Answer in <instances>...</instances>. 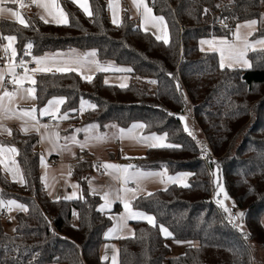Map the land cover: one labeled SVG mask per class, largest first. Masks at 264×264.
Masks as SVG:
<instances>
[{
    "label": "trees",
    "instance_id": "16d2710c",
    "mask_svg": "<svg viewBox=\"0 0 264 264\" xmlns=\"http://www.w3.org/2000/svg\"><path fill=\"white\" fill-rule=\"evenodd\" d=\"M149 1L154 12L167 21L168 45L157 41L151 31L145 32L127 10L122 21L113 24L108 0H90L91 18L77 4L60 0L69 14V25L44 23L29 16L31 26L25 28L14 19L2 18L0 31L17 37L18 58L31 57L23 52L28 42L33 44L34 55L95 48L100 61L132 69L127 72L131 81L124 88L105 84L102 71L90 83L79 72L37 74L34 86L39 110L57 96L65 100L63 113L79 109L81 99H89L97 107L84 111L85 123H95L106 131V125L128 127L142 120L145 133H167L168 143L182 146L147 148L143 155L131 158V164L144 170L164 166L170 172L189 170V187L174 183L167 191H152L153 196L139 195L132 205L152 213L157 225L173 232L174 240H196L198 244L171 256L168 242L172 238H165L158 227L145 220H136L132 222L134 236L117 239L119 264H255L251 242L257 241L264 249V47L249 52L250 68L221 70L218 54L201 51L199 41L212 35L231 36L237 23L250 19L259 20L256 34L264 37V23L260 22L264 3ZM205 8L209 9L206 15ZM136 76L141 82L134 80ZM150 79L157 81L153 91ZM177 81L186 101L176 90ZM187 103L192 105L194 120L213 158L203 159L201 146L184 131L178 117ZM3 141L17 148L25 183L8 179L0 164V200H20L27 211L16 213L14 234L5 231L0 217V264H110L101 259V247L113 217L97 211L102 198L90 191L89 178L95 171L92 156L79 157L73 166L79 198L54 199L42 178L39 135L13 129L12 136ZM215 166L235 207L244 213L247 239L214 199ZM120 210L121 204L116 203L113 211Z\"/></svg>",
    "mask_w": 264,
    "mask_h": 264
},
{
    "label": "snow or ice",
    "instance_id": "6c2138e0",
    "mask_svg": "<svg viewBox=\"0 0 264 264\" xmlns=\"http://www.w3.org/2000/svg\"><path fill=\"white\" fill-rule=\"evenodd\" d=\"M71 3L73 4H77L84 12L87 16H89L90 18L92 17L93 13L89 10V7L87 5V0H84L83 3H81V0H70ZM133 5L136 7L137 11L139 12L140 9L142 8L143 11L141 12L142 18H143V24H144V31L147 32L149 30L148 25H151V27L153 28H157L158 30L162 31L163 34L162 35H157L155 33H153V35H155V39L157 41H162L165 45L169 44V39H168V32H167V23L165 21L164 16L160 15H154L153 14V8L148 6V3L146 2V0H132ZM261 3H264V0H260ZM11 3L12 5H19L20 8H24L26 7L24 0H0V17H3V15L5 13H7L8 15H10L11 17L14 18V22H18L19 24L23 25V27L28 28L31 25L24 19L22 13L20 11L14 10L13 7H7L6 5ZM31 4L35 5L37 8L39 9H43L44 15H39V19L44 22V23H50V22H54L58 25H69V14L66 13L64 11V9L59 5L58 0H31ZM109 8L112 7L111 2L109 3ZM217 7H219V5H217ZM204 14H208L209 9L205 8L203 10ZM46 17H51V20L47 19ZM113 24H118V21L116 19L115 13H113V20H112ZM261 23H264V14H262V19L260 21ZM223 23V21H222ZM258 23L257 20L253 19V20H248L246 21L244 24H237L236 26V31L232 33L233 37L235 38L236 41H241L243 40V45L238 46L236 43L234 42H230L227 38H220L218 41L213 39V40H205L202 39L200 41V45H209L210 47H212L213 51H219L220 53V60H219V67L221 70H224L225 68H234L235 66H240V67H248L250 68L252 65L251 63L246 59L247 53L251 50V51H256V45H261L264 46V39H258L255 42H250L248 40L249 36L253 35V31L255 30V25ZM224 27L227 28V25L224 24ZM241 28H249L252 29V31H249L247 33V36L242 37L240 34V29ZM17 37L15 35H2L0 34V40H5L8 43L6 45H4L3 47V51L5 52V55H8L9 50H11V59L14 60V58L17 55L16 52V48L13 47V43L16 41ZM217 44L219 45V47H217ZM33 48V44L31 42H28L25 46L24 49V54L25 55H31V49ZM203 47L201 48V51H203ZM60 55V54H57ZM97 56V50L93 49L88 53H85L83 56H77V55H73L72 57H70L67 60H63L60 61L61 64H63V67H55V72H60V73H72V72H77L79 71L80 67L85 66L86 64H94L96 66L97 71H108V68L103 67L99 61H97L96 59H94ZM89 58H93V59H89ZM34 62L36 64V67L29 69L27 67V63H31ZM49 63V60L47 57H35L32 56L31 61L26 62L23 58L20 59L19 64H16L14 62H10L8 64V68H7V73H5L3 70H0V88H3V93L0 94V113H11V114H15L13 113V110L11 107H8L5 105V100L8 101L9 104H13L17 98L18 93H20V99H28V100H35L37 99L36 96V89L34 87H24V83L25 81H30L32 85L36 84L35 79H33V75L36 73H50L53 72V67H48L47 64ZM53 63H56L55 61H53ZM17 67H22L24 69V74L23 75H17L15 69ZM117 71H121V72H131L132 69L131 68H120V69H116ZM29 73H31L32 75H30ZM8 74L11 76V80L10 83L14 86H17L15 91H8L7 88L4 85V77L5 75ZM170 77H173V79H175V77L173 76L172 73L168 74ZM83 79L87 80V82H91L93 77L92 76H83ZM150 83H157V81L153 80L150 81ZM105 84H107V80L105 81ZM120 87L124 88L127 87L126 84H121ZM176 90L178 92H181V95L183 96L184 100H187V97L184 96L182 90H181V86L179 84V82H176ZM65 103L64 98H54L51 99L47 102V105H45L44 108L39 110V114L40 116H50L53 119H68L70 116L75 115L76 113H80L82 114L85 111V105H87L88 108L95 110L96 109V105L95 104H91L83 99H81L80 101V108L79 109H70L69 111L64 112L62 115H59V117H57V114L59 113V106L63 105ZM37 112V108L35 106H33L30 110H21L20 115L23 117H28L29 119L35 121L36 123L32 126L33 129L36 132L40 131V127H43L45 129H47L49 127V125H41L40 127H37L36 125L39 124V121L37 120V117L35 115V113ZM169 115H173L172 113H169ZM7 118H11V116H8ZM181 121H185L184 124V131L187 132L189 135H192V132L189 131L188 125L186 123V116H179L178 117ZM99 127L96 124H92V125H88L86 126L84 129H76V132H80V131H84V132H89L91 129ZM105 127H116L115 125H106ZM145 125L144 124H140V123H133L131 125L130 128H128L127 130L121 128L119 129V136L116 137L118 139H124L125 137L129 138V139H133V140H138V141H142L145 142L147 147L149 148H180L182 147L181 145H176V144H171V143H167L165 142L167 139V133L163 134V135H156L155 133L148 135V136H134L133 135V131L135 129H142L144 128ZM0 128H2L4 131L8 132L9 135H11V129H8L6 127H4L2 124H0ZM22 131H24L25 133H27L29 131L28 127H23ZM55 138L56 140H59V134L55 133ZM42 139H46L48 137H41ZM109 137L106 134H100L97 136H88L87 140H95L97 142H103L106 141ZM66 141L70 140L72 143L74 144H78L81 149H83L84 147H87V141L85 142H80L76 139L75 136L72 137H65L64 138ZM54 144V149L56 147H59L60 149H67L68 145L64 144V145H58L56 144L55 141H53ZM202 149L205 151V153L207 152V149L205 146H202ZM5 151L7 152H11V153H16L17 149L15 147H11V148H4V147H0V155H2ZM49 155H51V152L49 153ZM74 155V154H73ZM127 158V157H125ZM4 161L2 159H0V164H3ZM13 164H15V161H12ZM45 164L44 161V157L43 155L41 156V165L43 166ZM94 167H96L94 165ZM99 167L105 169V171L108 170H112L113 172H115L117 174V178L121 179L123 182V191L124 193H132V197L133 199H137L138 198V193L135 189H130L127 187V184L129 183V181H133V182H138L139 180L143 179V178H147V177H151V176H158L161 177V182H163V177L166 175L167 173V168L166 166H164V171L163 172H147V171H142L140 169H136V166L134 165H117V164H111V163H105L100 165ZM6 170L12 173L13 176V180H16L17 177H19V182L20 183H25L24 177L23 175L20 173L19 168H8L7 166H5ZM130 169H136L134 171H130ZM69 175H71V173H69ZM181 176H187L190 175L188 173H182L180 174ZM213 176H216V173L214 172L212 174ZM167 179L169 181H172L173 183H175L178 180V177H173V176H168ZM89 183L91 184V181H89ZM215 186L218 189L217 192V196H219L221 193H223V199H217L216 203L218 205H220L224 212L229 214V219L230 222H234L237 217L236 216H232L231 214V209H229L228 207L225 206L224 201L228 200V193L224 190L223 185L219 182V178L217 177L216 180H214ZM183 187L187 188L189 187V185L187 183H183L182 184ZM72 187L74 189H77L79 187V185L77 184H73ZM165 191H167V189H164ZM95 189H93V194H95ZM109 193L105 192L103 195V200L104 203H102L101 205H99V207L97 208V211L99 212H105L106 209H110L113 203V200L109 198ZM155 195V193L152 192H148L147 196H153ZM79 197H77L76 192H73L72 195L69 196H65L64 199L66 200H72V199H77ZM59 199V198H58ZM116 200H121L123 202V207L125 208L126 212H127V216H121L120 217V221L121 223L118 225V228H113V229H109L108 233L105 234L106 238H109V235L117 230H123L124 227H127V221L128 220H133V219H138V220H145L149 225H151L152 227H158L160 233L165 237V238H172L175 239L173 232L169 231V229L167 227H165L163 224H159L157 225V219L154 215H150L147 214L143 211H131L130 208V203L129 201L125 198V197H121L119 194L116 195L115 197ZM5 206H8L9 211H11V208L13 206H15L18 210H22V211H27V208L25 205L23 204H17V202L15 200H8L7 202L0 200V208H3ZM73 215L76 216L77 218H79V214L76 212H73ZM244 213L240 212L238 213V217H243ZM47 219V218H45ZM13 231H16V229H13ZM241 231L242 228H241ZM134 236V233H133ZM120 238H126V237H120ZM245 239H247V234H245ZM175 242L177 244H181V243H186L188 244L189 247H196V245L193 244V242L191 241H180V240H175ZM105 247L107 248L108 245H105ZM114 247V246H113ZM102 260H108V256L105 255L101 258ZM112 264H116V256L113 255L112 257Z\"/></svg>",
    "mask_w": 264,
    "mask_h": 264
},
{
    "label": "crops",
    "instance_id": "0c3cea01",
    "mask_svg": "<svg viewBox=\"0 0 264 264\" xmlns=\"http://www.w3.org/2000/svg\"><path fill=\"white\" fill-rule=\"evenodd\" d=\"M83 2H84V0H81V3H83ZM110 2L112 4V7L109 8V6H108V8H109V15H110L111 20H113V13H115L116 19H117L118 24H119L122 21V17H123L124 12L127 10L129 12V14L131 15V17L133 19H135L142 28H144L143 18L141 15V12L143 11V9L141 8L140 11L138 12L136 7L133 5L132 0H108V5ZM146 2L148 3L149 7L153 8L149 0H146ZM24 3L26 5V7H24V8H20L19 5H12L11 3L7 4L6 6L7 7H13L14 10L20 11L22 13L24 19L27 22H28L29 16L39 17L38 13L40 15H44L43 9H39L35 5H32L31 0L29 2L24 1ZM58 3L61 6L60 0H58ZM87 5L89 7V10L92 12L90 0H87ZM135 11L137 13L134 14ZM153 14L157 15L154 12V9H153ZM2 18L14 19L13 17L8 15L7 13H5L3 15V17H0V20ZM46 18L51 20V17H46ZM250 20H253V19H250ZM255 20H257L258 23L255 25V30L253 31V35L248 37V40L250 42H255L258 39H264V37L258 36L256 34L257 31L259 30L260 23H259L258 19H255ZM246 21H248V20H246ZM246 21H241L237 24H244ZM237 24H236V26H237ZM236 26H235L233 32L236 31ZM148 28L152 29V30L157 29V28L151 27V25H148ZM249 31H252V29L241 28L240 34L242 37H244V36H247V33ZM220 38H227L230 42H234L238 46H241V47L243 45V40L236 41L235 38L233 37V35H231V36L212 35V36L203 37L200 39V41L202 39H205V40L215 39L218 41ZM200 41H199L200 49L203 47V49H204L203 51H213L212 47H210L209 45H203V46L200 45ZM217 47H219L218 44H217ZM263 47L264 46L256 45V49H261ZM214 52H216L218 54V57L220 60L219 51H214ZM249 52L247 53L246 59L252 65V62L248 56ZM34 56L37 57L38 55H34ZM112 65H116V64H112ZM120 68H121V66L117 64V69H120ZM234 68H248V67L235 66ZM4 71L6 73L7 69L4 68ZM98 72H100V71H98ZM102 72H104V71H102ZM30 75H32V74L30 73ZM105 79L109 83H115L118 85H121V84L127 85L128 83H130L131 76L127 72H121V71H117V70H108L105 72ZM0 94H2L1 89H0ZM20 95L21 94L18 93L17 98H16L15 102L13 103V105L15 104L16 107L18 108L19 113L21 112V110H23L22 105H23V103H25V99L19 98ZM5 105L12 107V104L7 103V100H5ZM1 114L2 113H0V117H1ZM15 116L18 117L19 121L9 124V125L15 126L14 129H17V130L21 131L22 133H25L24 131H22V128L28 127L29 131L25 134L37 133L39 135L41 156L43 155L44 161H45V164L43 166L41 165L42 178H43V181L47 187L49 194L54 199H58V198L64 199L65 196L72 195L73 192H76L77 197H79L80 186L77 189H74L72 187L73 184L79 185L78 181H76L74 176H73V166L75 165V162L77 161V159L79 157H80V159L82 157H84V156H82V154L90 155V156H92L91 159H93V161L99 160V161H101L102 164L111 163V164L122 165V164H124L122 162V159H124V160H127L126 165H129V164H131V161H132L131 158L136 157V156H141L145 153V151L141 154H136V155H135V153L124 154V155L121 153H118V155L110 154L107 157L100 158L87 147H84L83 149H81V147L78 144H74L71 141L64 142L63 139H62L63 141L62 140H59V141L56 140L55 136L53 134L54 133L53 129L51 127L52 124H51V126H49L47 128L51 132L45 133L46 129H44L43 127H40L44 123L40 122V120H38V118H37V120L39 121V124H37L36 126L40 127V131L36 132L32 127L36 123L35 121L29 119L28 117H23L21 115L15 114ZM48 117L49 116H47L45 120H47ZM47 122H49V121L47 120ZM12 133H13V130H11V135H7V137L8 136L11 137ZM133 135H134V133H133ZM42 136L48 137V138L42 139L41 138ZM125 138H127V137H125ZM53 141H55L56 144H58V145L67 144L68 147H67V149H60L59 147H56L54 149ZM50 152H51V155H49ZM125 157H127V158H125ZM136 169H140V168H136ZM136 169H130V171H134ZM140 170L147 171V172H163L164 168L156 169V170H144V169H140ZM4 173L8 179L13 180L8 171L4 172ZM20 173L21 174L23 173L21 171V168H20ZM69 173H71V175H69ZM181 173H182V171L170 173L169 170L167 169V173L163 177V182H161V177L151 176V177L143 178V179L139 180L138 182L129 181V183L127 184V187L130 189H135L138 193V196L141 194H147L148 192H152L156 189H164L167 186L174 184L172 181H169L167 179V177L168 176L179 177V175ZM189 174L190 175L182 176V178L190 179L192 172L190 171ZM23 177H24V175H23ZM13 181H15V180H13ZM89 181H91V184L89 183L90 191L93 192V189L96 190L95 194L100 195L102 198L101 204L103 203L102 193L104 194L105 192H108L110 194L109 198L113 200V203H112L111 208L106 209L105 211L111 210L114 207V204L117 202H119L121 204V210L119 211V213H116V214H118L119 219L118 220L113 219V223L106 229L105 233H107L109 229L118 228V225L121 223L120 217L121 216H125V217L127 216V212H126L125 208L123 207V202L121 200L115 199L117 194H119L121 197H125L129 201L131 211H143L147 214L153 215L152 213L146 212V211L141 210V209H136L133 207L132 202L134 199L132 197V193L131 192H129L127 194L124 193V191H123L124 185H123L122 180L117 178V174L115 172H113L112 170H108L105 175H100L98 172L94 171L92 173V175L90 176ZM16 182L20 183L19 180H16ZM130 183H132L133 186H129ZM20 184H22V183H20ZM176 184H179V183H176ZM3 201L7 202L8 199H3ZM18 201L20 202V204H23V203H21L20 200H18ZM3 211H5V214L3 216H5L6 219H8L9 218V215H8L9 214V208H5V209H3ZM3 211H2V213H3ZM136 220H138V219L128 220L127 221V227H124L123 230H117V231L111 233V235H109V238L105 237L107 240L102 244L101 254H102V257L105 255L108 256V258H109L108 261L110 262V264L112 263V256H113V255H111V252H112V254H116V257L119 256V243H118L117 239L120 237L132 236L134 233V226H133L132 222L136 221ZM105 245H108V247L106 248ZM118 261H119V259H118Z\"/></svg>",
    "mask_w": 264,
    "mask_h": 264
},
{
    "label": "rangeland",
    "instance_id": "374dc122",
    "mask_svg": "<svg viewBox=\"0 0 264 264\" xmlns=\"http://www.w3.org/2000/svg\"><path fill=\"white\" fill-rule=\"evenodd\" d=\"M135 13H137V12L135 11L134 14ZM50 23H54V22H50ZM166 23H167V21H166ZM149 30L152 31L153 33L157 34V35H162L163 34L162 31L157 30V29H154V30L149 29ZM167 32H168V39H170V32H169L168 24H167ZM7 43L8 42L6 41L5 44H7ZM13 47L16 48V52L18 53L17 47H16V41L13 43ZM93 49H95V48H90L88 50L82 51V50H80L78 48H72V49L58 50V51H56L54 53L50 52V53L41 54V55H38L37 57H47L48 60H49V63L47 64V66L48 67H53V72H55V67H63L64 66L63 64L60 63V61L67 60L70 57H72L73 55L83 56L85 53H88V52H90ZM57 54H60V55H57ZM89 59L91 60L93 58H89ZM94 59L99 61L100 64L103 67L108 68L109 70H116L117 69V63L112 62V61H100L98 54H97V56ZM53 61H55L56 63H53ZM112 64H116V65H112ZM118 65H120L121 68H128V66L123 65V64H118ZM0 70L4 71V68L2 67V65H0ZM77 72H79L83 76H92V77H94V75L98 71H97L96 66L94 64L89 63V64H86L83 67H80L79 71H77ZM104 72H106V71H104ZM37 74H40V73L34 74L33 75V79L36 78ZM134 80L138 81V82H141L140 78L137 77V76L134 77ZM153 80L154 79H150V81H153ZM130 81H131V79H130ZM150 81L148 83L149 89L151 91H153L156 88V83L153 84V83H150ZM24 87H34L35 88V86H33L30 81H25ZM54 98L58 99V98H63V97L62 96H57V97H54ZM54 98H52V99H54ZM83 100L93 104V102L90 101L89 99H83ZM33 106H35L37 108V112L35 113V115L38 118V120H40V122H43L44 123L43 125L46 124V125L51 126V124H52L51 127H52L53 132H54L53 134L58 133L59 134V140L63 139L64 142H66V140L64 139L65 137L75 136L76 139L78 141H80V142L87 141V148H89L91 151H93L100 158L107 157L110 154L118 155V153H121L123 155L124 154H131V153H135V155L136 154H141V153H143L146 150V148H148L146 143L142 142V141L133 140V139H129V138H124V139L116 138V137L119 136V129L123 128V129L127 130L128 128L131 127V125L133 123L144 124V122L142 120H136L133 123H131V125L128 126V127H119V126H117L115 124H110V125H115L116 127H108L106 131H101V130H99L98 127H96V128L91 129L89 132H84V131L76 132L75 131L76 129H84L88 125L95 124V123H85L83 121L84 112L82 114L76 113L74 116L77 117V118H74V117H71V116L68 119H64V120H61V119L57 118L56 119L57 121L55 123H50V122H47V120H45L47 116H40L39 109L37 107V99H35V100L25 99V103H23L22 109L23 110H30ZM8 107H10V106H8ZM11 108L13 110V113H15L16 115H20L19 110H18V108L16 107L15 104L14 105L12 104ZM59 109L60 110H59V113L57 114V117H59V115L63 114V112L61 111V105L59 106ZM87 109H89V108L87 107V105H85V110H87ZM15 114L13 115L11 113H2L1 117H0V124H2L4 127L8 128V129L13 130L15 128V126H12V125H9V124L19 121L18 117L15 116ZM181 115L186 116V118H187L186 119V123L188 125L189 131L192 132V136L196 139L197 143L201 146V148H202V146L207 147V143H206V141H205V139H204L199 127L197 126V124H196V122L194 120L193 109H192V105L190 103H187V105H186L183 113H181ZM8 116H11V118H7ZM70 118H73V119H70ZM182 124L184 126L185 121H182ZM49 132H51V131H49L48 129L45 130V133H49ZM133 133H134V136H141V137L142 136H148V135H151L153 133H155L156 135L165 134V133H157V132L145 133L144 132V128L135 129L133 131ZM100 134H106L109 138L106 141H103V142H97L95 140H87L88 136H97V135H100ZM7 135H9L8 132H6L2 128H0V147H4V148L15 147V146L10 145V144H8V143L3 141L4 139L10 137V136L7 137ZM67 141H70V140H67ZM165 142L168 143L167 139H166ZM0 159H3V161H4V164H2L4 172H7L5 166H7L8 168H12V169H15V168L18 167L19 170L21 168V171L23 172V168L21 167V165L19 163V159H18V150H17L16 153H11V152L5 151L2 155H0ZM12 161H15V164H13ZM126 161L127 160L122 159V162L125 165H126ZM124 164H122V165H124ZM160 169H162V168H160ZM189 172H190L189 170L182 171V173H188V174H189ZM214 172L216 173V176H213V189H214L213 196H214V199L216 201L217 199H223V193H221L219 196H217L218 189L216 188L215 183H214V180H216L217 177L219 178V182L223 185L224 190L227 193H228V191H227V189L225 187V184H224V182L222 180V176L220 174V170H219L218 166H215L213 168V173ZM9 173H10V176L12 177V179H13L12 173L11 172H9ZM16 180H19V177H17ZM176 183H179L180 185H182L183 183H187L188 184L189 183V179L182 178V176L179 175L178 180L176 181ZM103 195L104 194L102 193V197H103ZM228 197H229V199L224 201L225 206L228 207L229 209H231L232 216H236L237 217V219L234 222H231V223H233L236 226V228H238L240 231H241V228H242L243 231H241V232H243V234L245 235V234H247V226H246V222L244 220V216L242 218L238 217V213L243 212V211L241 209L235 207L234 200L229 195V193H228ZM8 200H15L17 202V204H20V202L18 200L14 199V198H9ZM103 203H104V200H103ZM117 203H119V202H117ZM115 205H116V203L114 204V206ZM5 208H8V206L0 208V217L2 219V223H3L4 229H5V231L7 233L14 234L16 231H13V229L17 228L16 213L19 210L15 206H13L11 208V211H9V214H8L9 218L6 219V217L3 216V214H2V211ZM113 208L111 210L106 211V212L110 213V215L113 217V219L118 220L119 217H118V214H116V213H119V212L118 211L114 212ZM226 216H227L228 220L230 221L228 213H226ZM261 221H262V224L264 225V215H263ZM169 231H171V230L169 229ZM105 234L106 233H104V235ZM191 242H193L194 245L198 244V241H196V240L191 241ZM168 243L170 244L171 249H172L171 256H177V255L181 254L184 251V249L188 246V244H186V243L177 244L174 239H170ZM251 244H252V248H253V252H254L255 264H264V249L259 245V243L257 241H252ZM111 255H115L116 256V254H112V252H111ZM118 259H119V256L116 257V264H119Z\"/></svg>",
    "mask_w": 264,
    "mask_h": 264
},
{
    "label": "built area",
    "instance_id": "2783aa9c",
    "mask_svg": "<svg viewBox=\"0 0 264 264\" xmlns=\"http://www.w3.org/2000/svg\"><path fill=\"white\" fill-rule=\"evenodd\" d=\"M24 1H25V2H29L30 0H24ZM225 20H226V19H225ZM0 34H1V31H0ZM4 45H6V44H5V41H4V40H0V64H1L4 68H6V69L8 68V64H9L10 62H14V63H16V64H19L20 59L23 58V57H21V58L19 57V58H18L17 55H16V57L14 58V60L11 59V50H9L8 55H5V52L3 51V47H4ZM23 52H24V51H23ZM32 56H34V53H33V50L31 49V57H30V58H23V59H24L26 62H29V61H31ZM27 67H28L29 69H31V68L36 67V64H35L34 62L27 63ZM15 71H16V73H17L18 76L24 74V69H23L22 67H17V68L15 69ZM6 73H7V72H6ZM29 74H30V73H29ZM10 80H11V76L8 75V74H6L5 77H4V85H5V87L7 88L8 91H10V92H11V91H15V89H16L17 86L12 85V84L10 83ZM3 90H4V89L1 88V93H3ZM7 103H8V101H7ZM47 120H48L49 122H51V123H55V122L57 121L56 119H53V118L50 117V116L47 118ZM206 149H207V152H206V153H205V151L202 149V152H201V156H202V158L205 159V160L210 159V158H213L214 156H213V154L210 153V150H209L208 146L206 147ZM82 156H84V154H82ZM93 162H94V165L96 166V167H94V170H95L96 172H98L100 175H105L107 171H105V169L99 167L100 165H102L101 161H99V160H94ZM129 186H133V184L130 183ZM2 214L4 215V214H5V211H3Z\"/></svg>",
    "mask_w": 264,
    "mask_h": 264
}]
</instances>
